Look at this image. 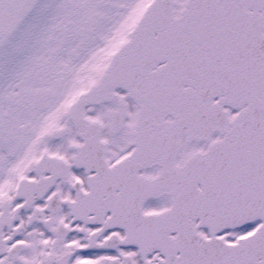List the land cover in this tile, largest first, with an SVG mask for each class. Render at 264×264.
Here are the masks:
<instances>
[{"label": "snow or ice", "instance_id": "6c2138e0", "mask_svg": "<svg viewBox=\"0 0 264 264\" xmlns=\"http://www.w3.org/2000/svg\"><path fill=\"white\" fill-rule=\"evenodd\" d=\"M0 264H264V0H0Z\"/></svg>", "mask_w": 264, "mask_h": 264}]
</instances>
